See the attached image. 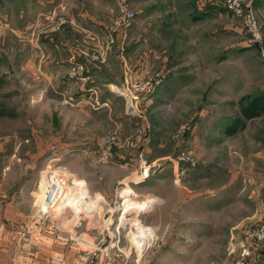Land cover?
<instances>
[{
  "label": "rangeland",
  "instance_id": "rangeland-1",
  "mask_svg": "<svg viewBox=\"0 0 264 264\" xmlns=\"http://www.w3.org/2000/svg\"><path fill=\"white\" fill-rule=\"evenodd\" d=\"M123 1L135 16L125 30L112 31ZM104 2L107 4L104 3L102 10L106 14L101 13L95 22L71 21L67 16V0L0 2V197L8 198L11 193L21 190V209H33L42 217L40 228L43 226L50 231V215L56 221L62 216L60 214L75 212L69 204L64 209H46L42 195L50 169H64L91 192L82 202V206H87L82 214H86L92 225L98 220L97 211L102 206L98 193H93L95 182L91 179L96 174L106 172L108 178L117 179L122 173H131L142 181L163 169L164 174L210 177L214 181L211 185L214 192L228 184L230 206L226 214L213 219L214 238L208 245L198 247L192 258L193 264H264V240L258 241L264 231V110L259 116L242 122L238 128L235 123L245 119L244 109L254 105L248 102L257 99L253 96L264 89L259 83L260 80L264 82L261 48L250 46L241 19L228 13L218 3L220 0L214 1L216 8L211 9L209 18L205 17L192 28L185 26V18L174 21L179 25L175 32L181 36L187 34L189 39L206 31L210 35L212 31L213 39L210 35L209 40L214 42V52L211 53L209 48V53L198 56L176 53V47L174 51L163 53L170 44L169 38L176 34L169 33L165 44L163 34L159 32L160 26L174 24L170 19H175V15L182 19L179 15L186 5L192 7V0ZM55 11L66 20L58 30L50 22V14ZM189 12L193 13L192 8ZM257 21L264 39V23ZM67 26H73L81 37L78 53L84 57L85 64L104 66L111 59L109 69L113 78L106 83L100 70L94 84H89L82 73L85 80L82 83L76 75L70 77L80 71L77 67L72 68L66 75V82L71 85L69 95L62 97L57 91L59 87H54V93L50 94V77L43 76L46 70L49 73L51 57L48 38L42 42L40 39L50 33H59ZM142 29L146 41L148 38L144 47L150 46L158 53L163 50L157 53L159 62L163 58L179 62L167 78L160 74L159 85L150 95L131 90V84L140 80L131 74L130 65H133L135 55L131 52L127 57L126 53V48L132 45L128 44V38L134 31L140 35ZM120 35L122 41L118 43ZM95 38L98 40H92ZM263 42L261 47H264ZM116 44L120 48V64L114 60ZM139 46L145 50L141 44ZM107 47V53L100 60V48ZM26 59L36 64L46 63L47 69L30 70L23 65ZM224 60L228 68L224 67ZM154 64L157 67L158 61ZM121 65L122 69H119ZM227 69L240 76L237 84L241 89L246 88L245 98L228 102L229 97L223 98L217 93L210 96L212 88L223 78L227 82ZM106 84H110L109 87ZM230 86L239 89L235 83ZM104 89L121 98L114 103L118 117L130 119L131 115L135 116L130 120L131 129L112 128L107 115L113 110L110 104L103 109L96 105L100 103ZM175 94L178 96L174 97ZM142 98L149 101L137 104ZM142 119L143 129H136ZM226 129L236 130L227 133ZM110 131L118 134L111 146L112 157L101 161L97 143ZM182 156L184 160H179ZM139 181L134 184H140ZM76 183L75 187H78ZM126 185L123 182L115 187L120 193H126ZM204 189L206 180L199 187V190ZM126 198L115 204L124 213L145 205L136 196H131V200L128 194ZM33 234H29L27 245ZM245 249L249 255L244 258L242 252ZM186 260L189 264V255Z\"/></svg>",
  "mask_w": 264,
  "mask_h": 264
},
{
  "label": "crops",
  "instance_id": "crops-1",
  "mask_svg": "<svg viewBox=\"0 0 264 264\" xmlns=\"http://www.w3.org/2000/svg\"><path fill=\"white\" fill-rule=\"evenodd\" d=\"M1 1L2 3L6 2V0ZM9 1L16 2L17 0ZM104 3H106L104 0H67V16L71 21L95 22L100 19L101 13L106 14L102 10ZM213 3V0H192V7L186 5L183 8L185 13L183 11L182 15H179L182 19L175 15L176 18L170 19V21L172 20L171 22L174 23L176 20L185 18V22H187L185 26L192 28L205 17L209 18L211 9L216 8ZM24 7L26 8V6ZM189 8H192V14L189 12ZM253 8L256 18L259 22L264 23V0H254ZM72 27L67 26L59 33H50L40 39L42 42L48 38L46 42L50 46L51 57L49 73L47 70L45 71L48 66L46 63L36 64L37 62L29 59L23 63L30 70L45 71L43 76L46 79H48L47 75L50 77V94L54 93V87H59L57 91L62 97L69 95L68 87L71 85L66 82V75L72 68L77 67L82 71L89 84H94L95 78L99 77L100 70L102 77L107 81L106 83H109L113 78L109 69V64L112 63L111 59L104 66L85 64L84 57L78 53V49L81 48L77 44L81 37ZM178 27L179 25L176 23H166L160 26L159 32H162L164 42L167 35L175 32ZM210 32L212 34V31ZM143 33H145L144 29L141 30L140 35L135 34L134 31L128 38V44L132 45L130 48H126L127 57L131 52L135 55V61L133 65H130L131 70L134 71H131L132 77L136 80L146 81L158 72L162 77L167 78L170 72L176 69V64L179 62L174 63L166 58L159 62L158 54L163 50L158 53L153 51L150 46L144 47L148 38L146 41V36ZM175 34L174 37L169 38L170 44L166 45L167 51L163 53L174 51L175 47L176 53L196 54V56L203 52L209 53V48L211 53L214 52V42L209 40L211 34L209 35L208 31L199 35L195 34V38L192 39H189L187 34L182 36L178 32ZM121 39L120 35L118 43L122 41ZM211 39H213V35H211ZM139 44L145 50H142ZM261 46H259L261 48L259 51L263 56L264 47ZM113 48L117 49L114 60L119 61L120 64L122 58L119 54V45L116 44ZM156 60L158 61L157 67L154 66ZM86 62L88 61L86 60ZM223 64L228 68V63H225V60ZM120 68L122 69V65L119 66ZM152 68H156V70L153 71ZM229 70L226 71L229 77L227 82L223 78L217 87L212 88L210 96L214 97L217 93L223 98L229 97L228 102L237 98L241 100L245 98L246 88H240V84H237L240 82L237 78L240 76L232 71L229 72ZM231 74H234L233 78H230ZM231 83H235L239 89L232 88ZM259 83L260 86H264L263 80H260ZM106 85L109 87L110 84ZM262 92L264 89H261L257 94ZM101 96L100 108L103 109L110 104V108L113 109L107 114L113 125L112 128L131 129L130 120H134L135 116L131 115L130 119L118 117V113L114 109V103L119 102L121 98L105 89ZM177 96L175 94L174 97ZM166 97L169 96L166 95ZM148 101H144L142 98L137 101V104ZM139 122L136 129H143V119ZM244 127L242 126V128ZM116 156L119 160H123L120 154H116ZM162 171L163 169L158 174L142 181H139L138 177H134V174L131 173H122L123 175L114 179L113 177L108 178L109 175L102 172L94 175L93 179L90 178L91 182H95V192L93 193H98L102 202V206L97 211L98 220L94 225L86 217V214H82L84 213L83 208L86 209L87 206H82L79 201L82 196L87 199L91 192H88L84 188V183L78 180L76 181L79 184L78 193L66 202L75 212L63 214L56 221L53 216L54 222L53 226L50 224V231L45 230L43 226L40 228L39 219L42 217L38 213H34L33 209H21L19 202L21 190L11 193L8 198L0 197V264H188L187 255L190 256L189 264H193L192 258L197 254L198 247L208 245L214 238L213 219L223 216L229 210L231 195L228 184L214 192L213 186H211L214 181L210 180V177L202 175L184 177L178 174H164ZM205 180L206 189L199 190ZM137 181L140 184L135 185L134 183ZM123 182L127 184V194L120 193L115 187L116 184L119 185ZM199 182L200 184H198ZM208 184L209 186H207ZM128 194L131 200V196H136L145 205L135 206V209H128L124 213L122 208L118 209L115 204L123 197L126 201ZM236 194L237 197L241 196L239 192ZM135 201L138 200L135 199ZM60 205L63 206L65 203L62 202ZM32 233L35 235H32L31 243L27 245L28 236Z\"/></svg>",
  "mask_w": 264,
  "mask_h": 264
},
{
  "label": "built area",
  "instance_id": "built-area-1",
  "mask_svg": "<svg viewBox=\"0 0 264 264\" xmlns=\"http://www.w3.org/2000/svg\"><path fill=\"white\" fill-rule=\"evenodd\" d=\"M215 0H213L214 2ZM221 2H218L224 9L233 15L236 18L241 19L242 26L244 33L247 35L250 46H260L262 44L263 38L260 26L258 24L257 18L254 13L253 8V0H220ZM216 6V4H214ZM119 19L117 24L115 25L114 29L112 31H116L117 29L125 30L130 24L131 21H133L134 18V12L130 11L127 8L126 1H123V4L121 5L119 9ZM57 12H52L50 14V22L51 25H55V30H58L60 27H62L64 24H66V20L58 16L56 14ZM54 31V30H51ZM92 40H98V39H92ZM249 46V47H250ZM109 47L107 48H100V60L103 59L104 55L107 53ZM96 59V58H94ZM77 76V78H80V82L85 83V80L82 76V71H78V73H72L71 76ZM161 76L160 74H155L150 77V79L146 81H138L131 84V90H133L136 93H141L142 95H150L155 88L159 85ZM97 106H101L96 104ZM117 131H110L106 134V136L102 137L99 140V143H97V147L99 149V156L101 161H106L112 157V149L111 146L115 144L117 139ZM179 160H184L183 156L179 157ZM76 179L73 178L68 172H64V169H50L49 175L45 181V191L43 192V202L47 206L46 209H53L55 207H58L59 209H64V206L67 202V196L70 192V189H74ZM69 189V191H67ZM72 196V194L70 195ZM86 197L82 196L79 198V201L82 203L85 201ZM60 202H64L65 205H60ZM65 210H63L64 212ZM64 214V213H63ZM60 214V215H63ZM54 218L50 215V224L53 226ZM263 228V227H262ZM264 229V228H263ZM262 236H260L258 241H263L264 238V231L261 232ZM256 237V235H254ZM249 255V251L245 249L242 252V257H246Z\"/></svg>",
  "mask_w": 264,
  "mask_h": 264
},
{
  "label": "trees",
  "instance_id": "trees-1",
  "mask_svg": "<svg viewBox=\"0 0 264 264\" xmlns=\"http://www.w3.org/2000/svg\"><path fill=\"white\" fill-rule=\"evenodd\" d=\"M254 1V0H253ZM254 98H257V99H251L248 103H254V105H251V106H247L245 109H244V120L242 121V119H240L239 121H235L236 123V127L238 128V126L240 124H242V122H245L246 120H250V119H253L257 116H259L261 114V112H263L264 110V92L260 93V94H257L256 96H253ZM255 102H256V106H255ZM253 110V112H252ZM236 129H226L225 131L227 133H230L232 131H234Z\"/></svg>",
  "mask_w": 264,
  "mask_h": 264
},
{
  "label": "bare ground",
  "instance_id": "bare-ground-1",
  "mask_svg": "<svg viewBox=\"0 0 264 264\" xmlns=\"http://www.w3.org/2000/svg\"><path fill=\"white\" fill-rule=\"evenodd\" d=\"M262 45V44H261ZM260 45V46H261ZM76 185H77V183H76ZM67 191H69V189L67 190ZM70 191H71V193H72V196H70L69 195V193H68V196H67V200L68 199H72L77 193H78V191H79V188L78 187H74V189H70ZM62 202H60V204H61ZM142 207V206H141ZM139 245V244H138ZM139 247V246H138ZM140 248H142L141 246H140Z\"/></svg>",
  "mask_w": 264,
  "mask_h": 264
}]
</instances>
